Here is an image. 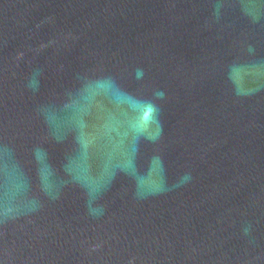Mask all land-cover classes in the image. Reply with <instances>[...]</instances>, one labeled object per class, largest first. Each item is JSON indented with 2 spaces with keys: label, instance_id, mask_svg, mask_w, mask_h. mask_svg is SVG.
I'll return each instance as SVG.
<instances>
[{
  "label": "water",
  "instance_id": "95a60500",
  "mask_svg": "<svg viewBox=\"0 0 264 264\" xmlns=\"http://www.w3.org/2000/svg\"><path fill=\"white\" fill-rule=\"evenodd\" d=\"M0 264H264V0H0Z\"/></svg>",
  "mask_w": 264,
  "mask_h": 264
}]
</instances>
